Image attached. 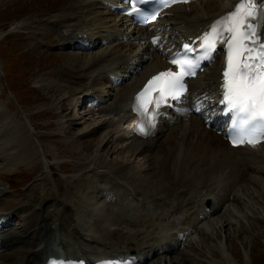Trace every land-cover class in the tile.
Segmentation results:
<instances>
[{
  "label": "bare ground",
  "instance_id": "bare-ground-1",
  "mask_svg": "<svg viewBox=\"0 0 264 264\" xmlns=\"http://www.w3.org/2000/svg\"><path fill=\"white\" fill-rule=\"evenodd\" d=\"M103 1L108 0H69L67 8H65L63 12L61 11L62 13L55 14L50 18L47 17L48 19H46L45 22L41 21L44 18L39 20L40 30L43 33H47L45 34L46 36L49 32L53 34L49 35L47 38H53V45L56 47H63L69 50L70 48H68V46L71 42H75L84 37L87 39L88 43L96 44L95 49L91 52H68L70 53L69 56L64 54L67 55L66 58H68V60H66V62L68 61L70 63L68 65H70L72 69L69 68L60 71H55L57 69H54L55 72L53 71L51 74L40 76L38 77L39 79L37 78L39 85L41 83H51L55 85L65 83L67 86L72 84L74 87H82L84 95H87L88 92L92 90L94 91V97H100L110 86L108 79L111 76L121 73L123 67H117V64L119 62H126L127 58L130 57L135 50L133 44L136 41L139 43L142 42L143 37L147 33L145 32L146 30H139L133 31L131 34L127 30L124 31L123 28L125 23L122 19L115 18L111 20L112 18L107 19L103 17L99 12L104 8L102 6ZM235 2L236 0H208L202 3H194L189 6H179L168 11L166 18L161 21L158 26L167 24L166 29H168V31H166V34H168L169 37L175 36L177 38L182 35L190 36L200 26H203L227 12ZM106 16H109V14ZM21 25L23 24L19 22L13 24L14 28L19 29L22 27ZM39 35L42 37L43 34ZM124 39L126 41H124ZM41 41L44 42L43 39H41ZM103 42L106 44H103ZM138 50H140L143 56L148 57L147 59H142L140 70L138 71L137 69L129 81L119 86L115 85L111 93L109 92V102L97 108L98 113L112 115V119H105L100 123V121H91V119H89L90 121L85 120L84 117L86 116H84L80 119L83 122L81 127L77 130V135L80 137L79 142L82 145L83 151H85L90 158H93L91 165L93 164L95 170L105 169L104 165L107 163L104 164L103 162L116 153L130 154V157L137 155V158L138 156L143 158L144 165L148 168L144 173L145 180L147 182L153 180L151 183H146L144 180L146 183L144 185H146V187L137 188L138 186H136V188H133L132 186L134 184L131 185L132 182L130 183V180H127V167H120L115 171L112 170L111 173L99 176L105 177L112 174L109 175L112 177L108 187H98L97 193L101 195V198L100 196L99 198L104 201L107 196L115 197V204L124 211L134 206V209L131 210L136 212L141 209L140 211L148 212L156 217L157 232L154 238L150 240V242H153L147 243L141 247L133 242V237L129 234L118 233L115 230L114 232H107L109 233L108 236L112 237V239L120 236L124 240L120 248V254L139 253L145 256L153 255V258H155L159 255L171 254L172 249L179 245L177 238H173L172 235H166L165 229L167 227H170L171 230H175L177 234H186L196 230L199 224L206 225L205 223L214 214V210L219 207L220 203H227L231 196H233L232 194L235 192L234 189L246 182V178L251 172H256L253 168H247V170L244 171L245 161L252 159L253 161L261 162L263 166H259L258 169L259 171H263L264 144L253 149L242 148L232 150L228 148L222 139L207 131L202 121L195 118L186 121L182 119L171 121L162 128L160 134L154 139L146 141L130 139L129 131L126 130H124V135H128L129 139L127 137H122L120 135V127L129 118L128 105L132 94L139 89L148 77L166 68L161 57L156 53H149L146 50L145 44L141 45L140 49L138 47L136 51L138 52ZM76 64H79V67H77ZM219 64L220 63L216 60V62L208 68L207 73L200 75L190 82L192 93H196L197 96L213 95L217 86ZM87 79H90V81H87ZM104 85L107 86V89L104 88ZM59 90L62 91L61 89ZM73 90L76 92L75 89ZM59 108L61 109L62 106ZM71 127L72 125H70V129ZM3 129H6V127H4V125L0 126V164L3 165L7 163V165H10V157L12 153L19 150L16 144L18 142L17 146L19 147V142L21 141L13 138L15 140L14 142L12 139H9L14 133L9 134L11 132L8 133ZM122 143L125 146H120L122 149H118L120 148L118 145ZM20 144H22V142ZM32 146L31 149H33ZM88 162L90 161H87V163ZM153 164L155 170L158 169L156 170V176L154 175L156 181L154 176L151 175L155 171ZM112 166V168H114V165ZM112 168L110 167V169ZM91 170L93 171V169ZM122 170L125 172L122 173ZM241 173H243L242 176ZM230 174L235 176L232 187L225 179ZM149 176L152 177L150 180ZM173 176L175 177L173 178ZM167 178H170L168 183H166ZM76 180L79 182V179ZM132 180L136 181L134 179ZM143 183L144 182H142V185ZM218 183L223 184V189L221 190V188H219V190H221L220 193L214 196L212 211L208 214L205 210H196V203L192 200V197L194 195L203 196V193L204 197L211 196L217 189ZM2 184L0 175V207L7 208L5 209L6 213L1 214L0 212V220L17 217L18 219H25V223L18 228H9L0 232L1 249L3 250L0 253V264H41L45 257L52 254L49 248L50 243L54 240L52 234L55 230L60 231L64 229V231H66L65 223L71 218H68V216L70 213L72 214L73 209L70 207L67 208L59 219L51 210L54 205L58 204H55L54 201L44 196L48 194V192L42 195L40 199L36 198L37 200L29 197H16L9 200L10 198L4 195L5 188ZM199 191L200 193L198 194ZM57 194L58 197L61 198L60 191H58ZM175 198H182L181 202L184 204V208L190 213L191 217L176 218L179 210L173 207ZM215 200H217V202H215ZM198 214L202 217V221H198L197 218L199 217L195 218ZM228 214H232V212ZM168 216L169 219H167ZM129 217H132L131 214ZM113 218L115 217L113 216ZM219 220L222 221L221 219ZM109 221L108 223H110ZM68 223L67 229H69V237H67L71 242H66L68 258H83L89 261L93 259L111 258L114 256L112 255L115 253L113 250H102V248H100L102 251H97L100 254L89 252L90 248L97 247L99 244L105 245L106 241L103 242V240L106 236L100 235L103 230L95 228V233L91 231L93 233L88 235L79 221H72L71 219ZM118 223L120 222L115 221L114 225H118ZM188 223H190V226L186 227ZM148 224L150 226L153 225L152 223ZM185 236H187V234L184 235V237ZM107 246L109 247V245ZM65 254V252L60 253V256Z\"/></svg>",
  "mask_w": 264,
  "mask_h": 264
},
{
  "label": "rangeland",
  "instance_id": "rangeland-1",
  "mask_svg": "<svg viewBox=\"0 0 264 264\" xmlns=\"http://www.w3.org/2000/svg\"><path fill=\"white\" fill-rule=\"evenodd\" d=\"M68 1L0 0V126L4 125L6 129L3 130L8 133L11 132L9 134L14 133L9 139L14 142V139L22 142V144L19 142L20 146L18 147V142L16 141V147L19 150L12 153L10 157L11 164H0L1 180L12 175L9 182L12 189L10 190L8 185L5 188V194L10 199L29 197L37 200L48 192L44 196L58 204L51 208L52 211L58 209L55 214L58 217L61 218L67 208L71 207L73 213L69 214L68 218H71H67L68 222L71 219L79 220L83 228L88 226L89 232L94 231L95 228H100L105 231L115 230L119 231L118 233L136 234L133 236L134 241L136 240L135 242L138 245H142L145 242L147 244L151 239L145 240L142 234L144 231L135 233L127 230L126 225H114L109 221L114 216L119 220L118 222L124 221L130 224L136 218L132 220L128 216L130 214L134 216L135 212L133 213L130 210L122 211L120 208L113 206L115 204L114 200L110 203V205L112 204L111 206L106 204V202L105 204L102 203L104 200L100 199L101 195L96 193L95 190L98 187H108L112 177L109 176L112 174H109L106 178H97V174L111 172L109 170L115 171L120 167H127V180L134 184V188L136 186H138L137 188L146 187L144 184L151 183L153 180L148 182L145 180L144 173L148 168L144 165L143 158L139 156L137 158V155L130 157V154L116 153L103 162L104 164L107 163L104 165L105 169L95 170L93 164L91 165L93 158H90L83 151L79 142L80 137L77 135V130L83 122L80 119L84 116L80 115V112L77 114L74 111L73 103L78 100L79 95H81L80 90L82 91L83 88L76 86L75 88L72 84L67 86L65 83L57 85L51 83L38 84V77L51 74L54 69H57L55 71L72 69L68 65L70 63L66 62L68 60L66 56H69L71 51L54 47L53 38H47L53 34L49 32L46 36L45 34L47 33H43L39 28V20L44 18L45 20L41 21L45 22L46 19L55 14L62 13L67 8ZM100 14L107 19L115 18L106 10H101ZM108 14L109 16H106ZM17 22L23 24L20 29L13 26ZM39 34H43L42 37ZM76 66L79 67V64H76ZM87 81H90V79H87ZM60 106H62L61 109L59 108ZM81 112L84 113V111ZM22 113L34 129V137L37 138L41 149H43V157L39 155L34 145H28L26 142L25 132L23 133L25 129L22 126ZM97 115H95L97 120L95 116L91 117V115H86L84 119L100 121L101 123L109 118ZM106 115L108 116V114ZM70 125H72L71 129ZM122 144L118 145V147L125 146ZM31 146L33 149H31ZM87 161L90 162L87 163ZM111 163L114 168H112ZM47 166L50 171L47 170ZM153 167L155 170L154 164ZM156 170L151 175L156 176ZM124 172L122 170V173ZM151 178L149 176V180ZM76 179H79V182ZM251 179L256 180V182L261 181V178L255 174L251 175ZM168 181H170V178L166 179V183ZM142 182H144L143 185ZM14 183L19 184V186H14ZM3 184L5 183L3 182ZM258 186H260L259 183L256 184V187ZM241 188L235 189L239 197L235 195L233 198L232 196L233 200L240 198L239 201H233L231 204L236 208V214H228L232 212L231 208H226V211L223 210L214 214L207 227H201L191 237L190 242L185 243L183 248L172 254L155 258L148 264H264V191H258L255 186L249 183L242 185ZM58 191H60L61 198L58 197ZM233 194H236V192ZM230 199L225 204L220 203L219 207L225 208L226 204H230ZM68 222L65 223L66 231L64 229L54 231L57 241L53 244V248L60 247L58 240L61 238H67L68 240ZM23 223L25 222L17 224L16 228L23 225ZM104 233L106 234H103L102 231L100 235H109L107 232ZM121 239V237L113 239L112 237H107L106 243L109 242L110 244L107 243L109 247L118 249L123 241ZM68 242L71 243L70 241ZM100 248L105 249L99 246V249L96 247L90 248V251L100 252ZM99 252H96V254Z\"/></svg>",
  "mask_w": 264,
  "mask_h": 264
},
{
  "label": "snow or ice",
  "instance_id": "snow-or-ice-1",
  "mask_svg": "<svg viewBox=\"0 0 264 264\" xmlns=\"http://www.w3.org/2000/svg\"><path fill=\"white\" fill-rule=\"evenodd\" d=\"M135 0L132 12H137ZM264 20V9L258 0H241L235 10L218 19L211 32L204 34L201 59H211L217 43L228 45L227 67L223 72L222 95L229 112L238 118L240 135L232 140L234 145H255L264 139V43H259V24ZM251 45V46H249ZM187 50V46H185ZM255 53V55H253ZM179 71H161L148 80L137 95L134 108L140 117L137 128L147 135L148 128L155 126V118L168 100L181 98L185 92V77L194 74L199 63L173 59ZM147 120V127L144 122Z\"/></svg>",
  "mask_w": 264,
  "mask_h": 264
}]
</instances>
